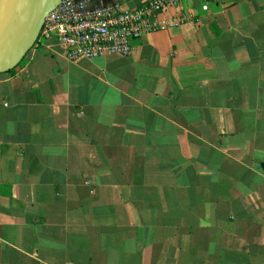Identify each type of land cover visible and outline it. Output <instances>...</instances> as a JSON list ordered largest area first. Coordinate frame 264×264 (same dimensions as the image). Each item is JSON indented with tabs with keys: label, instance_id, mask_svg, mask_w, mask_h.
I'll list each match as a JSON object with an SVG mask.
<instances>
[{
	"label": "crops",
	"instance_id": "crops-1",
	"mask_svg": "<svg viewBox=\"0 0 264 264\" xmlns=\"http://www.w3.org/2000/svg\"><path fill=\"white\" fill-rule=\"evenodd\" d=\"M58 1L0 0V264H264V0L76 62Z\"/></svg>",
	"mask_w": 264,
	"mask_h": 264
},
{
	"label": "built area",
	"instance_id": "built-area-1",
	"mask_svg": "<svg viewBox=\"0 0 264 264\" xmlns=\"http://www.w3.org/2000/svg\"><path fill=\"white\" fill-rule=\"evenodd\" d=\"M224 0H153L134 10L106 0H59L43 17L38 44L56 39L71 62L107 55L128 56L133 41L190 22L192 17L164 14L183 3H198L202 12Z\"/></svg>",
	"mask_w": 264,
	"mask_h": 264
}]
</instances>
